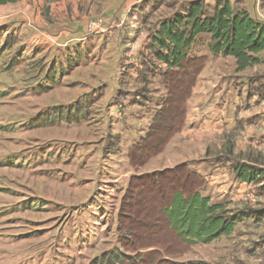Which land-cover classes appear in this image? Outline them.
<instances>
[{"label":"crops","instance_id":"obj_1","mask_svg":"<svg viewBox=\"0 0 264 264\" xmlns=\"http://www.w3.org/2000/svg\"><path fill=\"white\" fill-rule=\"evenodd\" d=\"M193 1L162 0L154 13L165 14L154 26L138 19L145 0H21L0 6L20 4L14 6L15 12L10 17H16L11 24L24 36L25 53L39 44L41 52L37 57L50 62L40 82H33L32 73L25 78L24 92L28 99H32L39 84L42 95L46 93L41 108H72L73 119L77 120L71 124L78 129L77 137L67 141L77 143L78 148L69 156L59 151L56 161L60 167L54 168L53 176L47 178L56 180V199L49 203L44 195L39 198L45 202L48 215L67 214L66 218L74 223L88 224L99 217L117 219L118 214L125 219L126 215L120 211L124 201L122 191L128 186L143 188L144 182L157 179L158 173L185 165L205 179L206 174L205 186L219 189V206L237 215L231 235L219 239V264H264V52L257 55L258 65L243 71L238 70L234 58L219 55V70H201L193 88L191 71L177 77L173 74L165 82L167 66L153 56L149 48L151 36L162 20L182 12ZM228 1L264 23V0ZM207 4L213 7L215 0H207ZM92 23L106 32L87 39ZM201 39L207 41V46L210 44V36H199L189 56L206 57L208 63L207 53L196 52L201 50ZM54 62L58 65L55 73ZM224 63L229 67L223 66ZM109 67L112 72L107 76L104 72ZM91 68L97 75L91 73ZM167 85L173 89L172 100ZM214 86L218 92H209ZM185 88L188 96L182 98L179 92ZM56 89L62 100L55 106ZM146 91H150L151 98L145 97ZM99 104L103 108L97 109ZM94 110L90 119L107 120L113 127L111 134H121L123 116L127 119L124 124H137L131 133L127 130L122 133H129L130 138L117 145V152L100 148L102 137L98 139L90 129L82 131L78 127L88 124L83 119L89 120L87 112ZM216 130H219V169L210 173V160L204 158L209 145L198 140L192 148L194 139L186 136L192 131ZM177 136L185 145L183 155L173 149ZM157 142H163L159 152L154 149ZM149 144L153 146L146 147ZM135 147L137 160L132 162L130 152ZM241 169L249 181L239 178ZM113 187L120 191L119 198L100 202L97 192ZM127 206L128 203L124 205ZM153 208L151 204L150 209ZM83 231L95 234L78 227L74 237L85 236Z\"/></svg>","mask_w":264,"mask_h":264},{"label":"rangeland","instance_id":"obj_2","mask_svg":"<svg viewBox=\"0 0 264 264\" xmlns=\"http://www.w3.org/2000/svg\"><path fill=\"white\" fill-rule=\"evenodd\" d=\"M161 2L162 0H145L144 7L138 13V19L152 26L156 25L160 16L163 17L165 14L154 13ZM17 5L0 8V264H90L104 253L113 256L123 253L124 256H120L118 260L119 264L199 262L219 264V240L194 246H185L175 240L164 216L160 213L162 207L168 203V196H162L165 192L164 184L159 182L153 187L155 179L147 184L144 182L143 188L135 189L128 186L127 190L122 191L124 201L121 203L120 211L127 219H123L118 214L117 219L99 217L89 221L88 224L74 223L69 221V217L66 218L67 214L63 217L51 216L44 210L45 202L39 198L40 194L44 195L49 203H53L52 201L56 199V180L47 179L53 176L52 172L56 167H60L56 156L59 151L69 156L78 148L77 143L72 144L75 142H70L73 139H69L76 136L78 129L71 124L77 120L73 119V109L67 110L68 107L48 110L41 108V100L46 93L42 95L38 88L39 84L33 90L32 99H28V95L25 94V78L32 73L33 82H40L50 62L37 57L41 52L39 44L31 47L32 52L25 53L24 36L17 30V26L13 27L11 24L16 17L10 15L15 12L14 6ZM163 7L162 10H165V5ZM97 30L99 31L92 37L106 32L103 27ZM200 42L201 50L196 52L207 53L209 61L206 70H219V56L211 54L207 41L201 39ZM190 53L193 54L191 50ZM223 66L229 67L226 63ZM52 67L54 69L52 72L55 73L58 65L54 62ZM91 70L94 75L96 71L93 68ZM111 72L112 68L109 67L104 74L109 76ZM80 75L84 76V73L80 72ZM209 80L219 81V78ZM216 87L214 86L209 92L217 93ZM59 92L58 89L52 92L55 96V106L62 100ZM145 97L151 98L150 91H146ZM96 108H103V104H99ZM46 113L53 115L62 113V116L55 123L42 124L39 119ZM94 113L95 110L88 111L89 120L83 119L88 124L78 127L83 128L82 131L90 129L98 139L102 137L104 140L100 148L108 149L110 153L117 152L119 150L117 145L127 142L130 138L129 133H122L127 131L131 133L130 130L134 131L133 126L137 127V124L133 126L124 124L127 119L123 116L120 120L123 123L119 126L121 134H111L112 124H108L107 120L95 122L94 119H90ZM79 114L77 113V116ZM48 121L50 120L47 119ZM182 136L185 134L182 133ZM178 137L173 149L179 155H183L185 145ZM186 137L194 139L191 142L192 148L196 146L198 140L207 143L209 149L204 158L210 160L209 172L213 173L214 170L219 169V130L192 131ZM164 172L158 173L157 178L168 177ZM195 174L205 180L204 186L199 191L204 197L210 198L213 204H219V189L209 184L205 186L206 174H203L206 179ZM119 194L120 191L116 187L104 188L97 192L100 202L119 198ZM126 203L128 206L124 207ZM151 204L153 210L150 209ZM78 227L93 230L95 234L88 235L83 231L85 236L74 237V231Z\"/></svg>","mask_w":264,"mask_h":264},{"label":"trees","instance_id":"obj_3","mask_svg":"<svg viewBox=\"0 0 264 264\" xmlns=\"http://www.w3.org/2000/svg\"><path fill=\"white\" fill-rule=\"evenodd\" d=\"M20 1L0 0V6ZM213 7L207 4V0H195L183 8L182 12L162 20L158 30L151 36L149 48L153 56L167 66L165 82L170 81L173 74L177 77L184 73L188 75L191 71L192 88L194 87L196 77L207 63L206 57L189 56L191 47L201 35L210 36L209 50L212 55L234 58L239 71L260 63L257 55L264 52V23L252 18L247 11L235 8L228 0H215ZM167 88L172 100L173 89L168 85ZM187 90L185 88L179 92L182 98L188 96ZM52 115L46 113L39 120L42 124L55 123L62 113ZM47 119L50 121L47 122ZM152 144L146 147H151ZM162 146L163 142L155 143V152L161 151ZM136 149L135 147L130 152L132 162L137 160ZM164 173L172 177L162 176L153 183L154 187L159 182L164 184L165 192L162 196H168V203L162 207L160 213L178 243L185 246L206 245L222 236L231 235L237 215L230 214L219 204H213L210 198L202 196L199 189L204 186V179L185 165ZM243 173L244 170L241 169L239 178L249 181L250 178ZM120 256H124L123 253L118 256L104 253L90 264H119Z\"/></svg>","mask_w":264,"mask_h":264},{"label":"built area","instance_id":"obj_4","mask_svg":"<svg viewBox=\"0 0 264 264\" xmlns=\"http://www.w3.org/2000/svg\"><path fill=\"white\" fill-rule=\"evenodd\" d=\"M97 26V27H96ZM99 28H101V27H99V25H97V24H95V23H92L90 26H89V29H88V31H87V33H86V36H87V38H89V37H92L93 35H95L99 30H97V29H99ZM102 32V31H101Z\"/></svg>","mask_w":264,"mask_h":264}]
</instances>
